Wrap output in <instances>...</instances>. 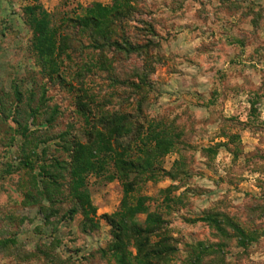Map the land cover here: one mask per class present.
<instances>
[{
  "label": "rangeland",
  "instance_id": "rangeland-1",
  "mask_svg": "<svg viewBox=\"0 0 264 264\" xmlns=\"http://www.w3.org/2000/svg\"><path fill=\"white\" fill-rule=\"evenodd\" d=\"M93 3L110 0H40L58 18ZM29 5L0 0V242L15 241L0 246V264H117L105 216L121 209L120 181L106 172L88 178L99 222L88 232L44 167L67 161L86 126L81 82L99 112L136 113L128 104L138 94L106 88L105 73L82 66L88 51L73 56L71 75L49 80L30 50ZM139 10L160 41L141 122L175 148L134 196H147L166 221L178 248L169 264H264V0H140ZM141 65L134 57L123 78ZM257 135L248 151L245 140Z\"/></svg>",
  "mask_w": 264,
  "mask_h": 264
},
{
  "label": "trees",
  "instance_id": "trees-1",
  "mask_svg": "<svg viewBox=\"0 0 264 264\" xmlns=\"http://www.w3.org/2000/svg\"><path fill=\"white\" fill-rule=\"evenodd\" d=\"M26 1L30 3L26 8L27 24L32 32L30 50L49 80L63 79L66 73L71 75L73 56L85 55L88 51L91 60H85L82 66L105 73L106 88L125 87L138 94L128 104L134 106L136 113L119 109L99 112L93 106L94 98L89 99L86 84L81 82L78 92L82 95L77 97V106L86 126L73 138L67 161L46 164L44 168L53 171L46 174L49 181L56 184L62 181L54 187L67 193L73 201L70 218L82 214L84 228L90 232L99 228V222L90 203L88 178L94 173L106 172L109 180L118 179L124 188V197L121 209L105 216L114 230L108 253L117 264H169L178 248L166 230V221L160 213L151 211L147 196H134L141 183L155 181V162L175 148L174 142L149 131L141 122L147 100L144 89L151 85L154 51L160 47V41H156L152 23L141 19L140 0H110L109 4L77 6L74 16L60 18L47 12L40 0ZM134 57L141 59L142 65L135 66L125 79L124 66ZM24 165L32 171L37 167L28 159ZM110 166L113 173L109 172ZM143 215L146 218L141 223L138 219ZM13 243L7 240L0 242V246Z\"/></svg>",
  "mask_w": 264,
  "mask_h": 264
},
{
  "label": "crops",
  "instance_id": "crops-1",
  "mask_svg": "<svg viewBox=\"0 0 264 264\" xmlns=\"http://www.w3.org/2000/svg\"><path fill=\"white\" fill-rule=\"evenodd\" d=\"M258 111H259V109H258ZM260 111H261V108H260ZM264 111V110H263ZM261 119H263L264 120V113L261 115ZM264 136V135H263ZM263 139V138H261L259 135H257V136H253L252 138H248V139H246L245 141L246 142H248V143H250V146L248 145L247 146V150L248 151H253L254 150V148L256 147V145L259 143V140L260 139ZM226 142V140H224V138H219L218 140H216V142ZM262 141H264V140H262ZM253 149V150H252ZM256 149V148H255ZM223 154V152H220V153H218L217 155H216V157L218 158L217 159V161H219L220 160V157L219 156H221ZM229 153H226V155H228ZM230 155V154H229ZM231 156V155H230ZM252 175H258V173H252ZM250 183H254V181H250ZM242 186H244V184L242 185Z\"/></svg>",
  "mask_w": 264,
  "mask_h": 264
}]
</instances>
